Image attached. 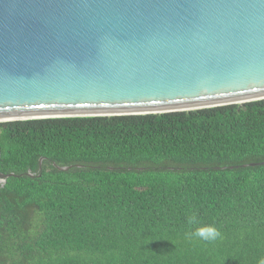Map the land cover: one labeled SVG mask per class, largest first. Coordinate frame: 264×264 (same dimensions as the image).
I'll return each mask as SVG.
<instances>
[{"label":"trees","instance_id":"trees-1","mask_svg":"<svg viewBox=\"0 0 264 264\" xmlns=\"http://www.w3.org/2000/svg\"><path fill=\"white\" fill-rule=\"evenodd\" d=\"M262 161L264 99L0 122V264H257Z\"/></svg>","mask_w":264,"mask_h":264},{"label":"water","instance_id":"water-1","mask_svg":"<svg viewBox=\"0 0 264 264\" xmlns=\"http://www.w3.org/2000/svg\"><path fill=\"white\" fill-rule=\"evenodd\" d=\"M259 99L264 0H0V122Z\"/></svg>","mask_w":264,"mask_h":264},{"label":"clouds","instance_id":"clouds-1","mask_svg":"<svg viewBox=\"0 0 264 264\" xmlns=\"http://www.w3.org/2000/svg\"><path fill=\"white\" fill-rule=\"evenodd\" d=\"M187 223L190 226L200 225V221L195 215L188 217ZM190 236L199 238V240L209 243L222 238L220 230L214 225H200L190 233ZM257 264H264V256H261L257 260Z\"/></svg>","mask_w":264,"mask_h":264},{"label":"bare ground","instance_id":"bare-ground-1","mask_svg":"<svg viewBox=\"0 0 264 264\" xmlns=\"http://www.w3.org/2000/svg\"><path fill=\"white\" fill-rule=\"evenodd\" d=\"M6 119H8V118H2V119H0V121H2V120H6Z\"/></svg>","mask_w":264,"mask_h":264}]
</instances>
